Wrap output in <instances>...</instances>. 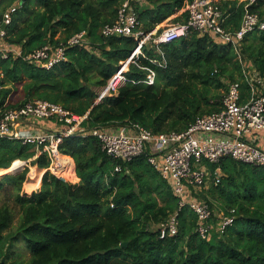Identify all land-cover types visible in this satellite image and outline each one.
<instances>
[{"label":"trees","instance_id":"obj_1","mask_svg":"<svg viewBox=\"0 0 264 264\" xmlns=\"http://www.w3.org/2000/svg\"><path fill=\"white\" fill-rule=\"evenodd\" d=\"M17 1L0 0V22ZM21 1L7 40L25 53L67 42L82 30L89 42L70 47L67 60L50 69L22 57H0V120L5 110L34 99L60 103L79 114L90 112L84 130L60 144L75 167L69 157V169L58 173L73 180L77 174L78 182L50 171L49 157L36 156L35 145L0 136V168L32 159V166L0 175V264H22L13 259L22 241L30 254L26 264H264V166L230 156L210 164L212 170L222 167L221 182L192 189L216 210L210 236H200L196 213L184 206L178 234L162 238L159 224L179 209L172 185L149 161L148 152L128 163L117 161L92 133L101 125L126 122H138L154 133L186 130L198 116L220 111L229 84L236 81L247 100L251 88L234 46L213 33L192 30L161 45L167 60L162 67L149 60H161L160 53L144 45L148 58L140 55L138 61L145 68L131 63L127 75L139 81L148 68L154 69L155 83L128 82L118 95L96 102L93 86H105L138 46L134 37L102 33L105 24L116 21L122 0ZM191 1L142 0L135 8L142 28L151 32ZM216 2L226 16V30L237 31L247 10L264 19V0ZM187 19L183 12L173 21ZM241 52L247 68L256 69L264 81V30L247 33ZM260 88L264 92V82ZM48 120L58 123L55 117ZM232 209L235 221L220 233L221 213L231 215Z\"/></svg>","mask_w":264,"mask_h":264},{"label":"built area","instance_id":"obj_2","mask_svg":"<svg viewBox=\"0 0 264 264\" xmlns=\"http://www.w3.org/2000/svg\"><path fill=\"white\" fill-rule=\"evenodd\" d=\"M141 1L122 0L116 21L107 23L102 28V33L106 37H134L138 41V46L127 60L120 62L118 70L99 91L96 102L118 95L120 87L128 82L154 84L156 81L154 69L148 68L146 78L137 81L127 75L130 64L135 63L145 68L139 64L138 59L140 55L147 57L143 46L149 44L162 56L161 60L156 58L149 60L166 67L167 60L161 45L187 36L192 30L213 33L215 37L233 45L251 88L248 99L244 101L240 82L230 83L221 100L220 111L198 116L186 130L180 132L154 133L138 122L109 123L95 127L92 131L99 139L102 150L117 161L128 163L148 152L149 161L172 185L180 198L179 209L159 224L162 238L178 234L179 211L184 206H189L198 217L196 231L206 239L213 229L210 219L216 210L208 201L195 197L193 191L202 190L211 181L216 185L221 182L222 167L219 165L212 170L210 164L220 163L224 157L230 156L242 162L264 166V147L258 144L259 133L264 131V92L260 88L264 81L256 69L247 68L241 52L245 35L254 30H264V19L257 13L247 10L240 28L237 31H229L224 27L226 16L217 0H193L187 2L181 9L182 13L188 12L186 21L168 23L162 30L158 27L153 29L154 31L146 32L135 8V4ZM21 5L22 1L18 0L3 14L0 22V57H22L29 63L50 69L67 60L70 47L88 44L87 32L82 30L70 37L67 42L46 44L25 53L20 46L7 40L8 26L12 23L13 14ZM89 112L88 110L84 114H79L60 103L34 99L22 106L4 111L0 120V136L35 145L36 156L45 154L49 157L51 161L49 170L60 178L69 180L58 173L69 169L71 165L68 160L70 156L61 152L60 144L65 137L77 130H84L82 124ZM51 117H55L58 123H66L67 127L24 130L23 125H29L38 119L48 120ZM122 169V164L116 166L117 171ZM230 211L231 215L221 213L222 220L218 226L220 233H224L235 221V209Z\"/></svg>","mask_w":264,"mask_h":264},{"label":"rangeland","instance_id":"obj_3","mask_svg":"<svg viewBox=\"0 0 264 264\" xmlns=\"http://www.w3.org/2000/svg\"><path fill=\"white\" fill-rule=\"evenodd\" d=\"M174 15H172V16H170L169 18H167L166 20H164L163 22H161L159 25H157L156 27H155V29H157L158 27H160V29L162 30L165 26H167L168 25V23H173L174 21H173V17ZM154 29V30H155ZM153 30V31H154ZM94 91H97L98 93H99V91H101L103 88L102 87H98V86H93V88H92ZM19 95H21V93L19 92L17 95H16V97L18 98L19 97ZM32 159H30V160H28V161H25V162H27V164L28 165H30V161H31ZM27 164H25L24 165V163L23 162H20V164L18 163V165L17 166H15V165H13L14 167H11V169H10V171L9 172H11V171H17V170H19V169H21V168H23L24 166H26ZM30 166H32V165H30ZM30 170H31V167H30ZM6 172H8V171H6ZM43 172H44V169H43ZM2 173H0V175H1ZM68 178V177H67ZM69 179V181H72V182H78L77 180H73V179H70V178H68ZM29 180H30V177H29ZM208 184H209V182H208ZM24 189H25V192H27V193H31L32 191H28V189L25 187V184H24ZM18 220V219H17ZM15 249H16V251L17 252H15L13 255V259L15 260H20V261H22V264H26L27 263V260H28V258H29V256H30V254H29V252L27 251V249H26V242L25 241H22V242H20V246H16L15 247Z\"/></svg>","mask_w":264,"mask_h":264},{"label":"crops","instance_id":"obj_4","mask_svg":"<svg viewBox=\"0 0 264 264\" xmlns=\"http://www.w3.org/2000/svg\"><path fill=\"white\" fill-rule=\"evenodd\" d=\"M179 14H182L181 9L177 10V12L175 14H173L174 15L173 17H175V16H177ZM23 127H24V130L27 131V130H30V129H37V128H43V129H59L62 126L60 124L56 123V122L55 123H52V122L50 123L49 120H46V119L43 120L42 119V121H40V122H37V120H36L34 122H31V124H29V125H23ZM258 143H259L260 146L264 147V131H261L259 133ZM17 161L20 164L21 161L20 160H17ZM73 162H74V160H73ZM74 165H75V162H74ZM10 169L11 168H9V169H2V168H0V173L3 174L6 171L9 172ZM11 172H15V171H11ZM75 173H76V171H75ZM76 177L78 178L77 181H80V178L77 176V174H76Z\"/></svg>","mask_w":264,"mask_h":264},{"label":"water","instance_id":"obj_5","mask_svg":"<svg viewBox=\"0 0 264 264\" xmlns=\"http://www.w3.org/2000/svg\"><path fill=\"white\" fill-rule=\"evenodd\" d=\"M26 164H27V162H26ZM24 168H25V166H24L23 168L19 169L18 171H20V170H22V169H24Z\"/></svg>","mask_w":264,"mask_h":264}]
</instances>
